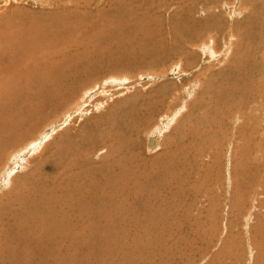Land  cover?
Instances as JSON below:
<instances>
[{"label": "rangeland", "instance_id": "1", "mask_svg": "<svg viewBox=\"0 0 264 264\" xmlns=\"http://www.w3.org/2000/svg\"><path fill=\"white\" fill-rule=\"evenodd\" d=\"M116 1L121 4L120 9L113 7L116 4L111 5L109 0H0V40H8L10 33L18 38L25 29H28L25 33L29 34L35 25L48 20L54 22V16L58 19H77V16L86 14L89 21L95 22L101 17L123 12L126 28L140 24L130 17V13H135L144 20L142 29L146 27L152 34L156 32L162 41L151 53H142L136 48V45L142 44L138 36L135 43L129 46L130 51L127 49L123 55L119 51L121 46L107 41L106 37L92 41L93 44L89 42L93 48L89 45L87 51H96L94 47L97 46L107 47L101 52H92L90 56L93 63L99 62L96 71L94 69L93 75L84 81L79 91L56 107L22 142H17L13 150L36 140L34 138L38 136L39 145L49 134L55 133L52 141L50 139L48 145L37 154L34 152L37 144L25 145L26 148H21L12 156L9 164L12 151L1 157L0 170L7 165V171L11 165L18 163L15 174L22 172L11 187L8 176L0 175V201L23 181L27 173L44 163L58 145L69 142L70 138L79 139L78 133L81 131L98 133L103 126H109L105 123L110 119L122 117L133 107L148 104V101L159 100L156 114L140 121L139 134L134 137L138 156L145 157H138L141 162L138 175L144 181L147 173L162 167L152 164V159H163L169 153L172 154L170 160H173L175 153L185 156L178 163L180 166L188 163L184 168L189 173L182 188L172 183L175 186L173 191L178 193L176 197L171 196L173 191L170 188L172 200L165 206V214L148 222L152 230L141 235L145 240L140 238L143 240L138 247L140 251H132L135 264H264V190H261V186H264V0H253L252 4L244 0H190L189 3L188 0H146V3L143 0ZM248 14L250 19L246 22ZM209 20L212 24L203 28L201 24ZM175 28L179 30L178 34L184 37L188 35L190 39L186 37L184 42L173 40L171 30ZM211 35L214 36L213 40ZM84 37H80L83 41L79 39L82 46L88 41ZM104 40L106 42H102ZM201 43L205 44L204 47ZM101 56L105 59L100 60ZM122 78H125L124 81ZM85 88H89L88 95L84 94ZM87 97L91 100L87 102L88 105L66 116ZM212 97H216L217 102ZM191 104L193 108L190 109ZM172 108L177 112L173 115V123L167 122V115H164L165 112L173 113ZM153 138L155 144L152 146ZM106 154L107 149L100 145L94 154L83 159L97 164L105 159ZM228 159L232 162L229 163ZM24 161L28 164L22 169L20 166L25 164ZM229 175H232L231 178ZM248 180H252V184ZM238 193H241L240 196H237ZM148 234H151V238L157 236L153 238L157 240L149 238ZM145 235L151 240L146 239ZM147 245L156 250L147 249ZM112 253L116 255L109 264H114L116 260L119 262L118 252ZM103 259V255L95 257L92 252L90 264H104Z\"/></svg>", "mask_w": 264, "mask_h": 264}, {"label": "bare ground", "instance_id": "2", "mask_svg": "<svg viewBox=\"0 0 264 264\" xmlns=\"http://www.w3.org/2000/svg\"><path fill=\"white\" fill-rule=\"evenodd\" d=\"M143 1L146 3V0ZM244 1L251 2V4L253 2V0ZM109 2H111V5L116 4L113 6L117 7L116 9L121 8V4L116 0H109ZM192 3L194 4V2ZM152 4L155 5V3ZM154 5L152 6L154 7ZM130 17L139 21L140 24H134L132 27L126 28L123 12L101 17L95 22L89 21L86 14L77 16V19L70 17L58 19L54 16V22H50L49 20L45 21V23L40 22L41 24L35 25V28L29 34L25 33L28 30L25 29L18 38L14 33H10L8 40H0V160L4 154L12 151L7 163L9 164L12 156L17 154V151H20L21 148L37 144L39 136L34 138L36 140L26 143L25 145L27 146L23 145L13 150L17 142H22L24 137L28 136L41 122L46 120L56 107L62 105L71 95L79 91L84 81L93 75L99 62L93 63L90 60V56L92 52H101L107 49V47L97 46L94 47L97 49L96 51H93V49L92 52L87 51V46L90 45L89 42L91 43L94 40L106 37L107 41L110 40L121 46L119 51L122 55L130 45L132 46L135 43V39L138 36L142 44L136 45V48L142 53H151V50L153 51V49L161 44L162 41L156 32L152 34L146 27L145 30L142 29L145 26V24H142L144 22L143 18L137 16L135 13H130ZM249 19L250 15L248 14L245 21L248 22ZM207 22L201 24L203 28H206L205 26L209 27V24H212L210 20ZM178 33L179 30L177 28L171 30L173 40L184 42L186 37L190 39L188 35L184 37V35L182 36ZM257 35L259 34L257 33ZM84 36L88 41L82 46L83 43H79V39ZM202 43L201 45H203ZM212 44L214 51H216L214 42ZM128 50L130 51V49ZM127 54H130V52ZM102 59L105 58L101 56L100 60ZM106 59L110 60V58ZM248 67L246 69H251ZM242 78H245V76ZM122 79L124 81L125 78ZM237 93L239 95V91ZM84 94H89V88H85ZM212 98L214 99V97ZM158 101H148V104L133 107L132 111L127 112L122 117L110 119L108 123H105L109 126L107 128L103 126L102 129L98 130V133L88 134L86 131H81L80 134L78 133L79 139H76V137L70 138L69 142L58 145L44 163L23 177V181L4 198L5 200L0 201L2 204L0 207V264H90L92 252L95 257L103 255L104 264H109V262L111 263L110 259L116 255L112 253L113 251H117V255H120L118 256L119 262L115 258L118 264H135L136 259L132 258V251L134 252V249H137V251L139 249L140 251L138 247L142 240L140 238H143L141 235L152 230L149 229L150 225L148 222L157 219L159 215L165 214V206L171 202L169 190L170 188H172V191L175 190V186L172 183H175L179 189L180 187L182 188L186 181V174L189 173L184 168L188 166V163H184L181 166L178 163L185 156L175 153L173 160H170L172 154L169 153L170 155L165 154L166 157L163 159H157V157L152 159V164H159L162 167L153 173H147L144 181H141V177L138 175L139 168L141 167L138 157L142 159L145 157L142 155L138 156L136 152L137 141L134 143V137L139 134L140 121H143L147 117L151 118L156 114ZM214 101L217 102L216 97ZM87 102H91L88 97L84 98L66 116L88 105ZM192 104L189 107L190 109L193 108ZM175 113H177L175 108L173 109V113L172 111L164 113V115H167V122H172L175 119L173 116ZM158 130L160 129L158 128ZM43 133L44 131L40 134V137ZM54 134H49L48 139L46 138L42 143L36 145L35 154L45 147L50 139L52 141ZM154 139L150 140L152 146L153 143L155 144ZM100 145L103 149H107V154L104 156L105 159L102 162L91 164L83 159L85 156L94 154ZM35 154H33V157ZM232 160H229V163ZM234 161L236 162V160ZM28 162L26 161L24 165L21 162L22 166L20 167L24 169ZM145 165L147 164L145 163ZM6 166L1 168L0 175L3 173L2 176H8V181H11L9 182L10 184H7L11 187L12 182L14 183V180L20 176L22 171L15 174L18 163L13 164V166L11 165L7 171ZM208 169L206 168V170ZM141 170L144 169L142 168ZM207 173L210 172L207 171ZM229 176L231 178L232 175ZM236 177L238 176L236 175ZM237 180L239 181V179ZM260 180V183H262V179ZM250 182L252 184V180ZM231 187L233 186L231 185ZM261 188V190H264V186H261ZM176 193L178 192L173 191L171 196L175 195L176 197ZM240 194L238 193L237 196H240ZM263 204L261 205L263 206ZM154 230L155 228H153ZM150 235L149 238H151ZM147 236L145 237L146 239H148ZM155 237L157 238V236ZM149 248L153 251L156 250V248L155 250L151 247ZM145 252L143 253L145 254ZM127 253H129V256H126ZM164 253L166 255V252ZM148 257L146 256V258Z\"/></svg>", "mask_w": 264, "mask_h": 264}]
</instances>
